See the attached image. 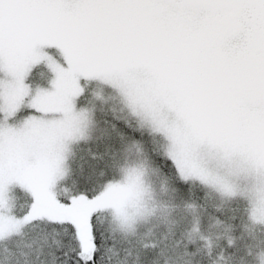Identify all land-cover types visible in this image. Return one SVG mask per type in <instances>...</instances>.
I'll return each mask as SVG.
<instances>
[{"label": "snow or ice", "instance_id": "snow-or-ice-1", "mask_svg": "<svg viewBox=\"0 0 264 264\" xmlns=\"http://www.w3.org/2000/svg\"><path fill=\"white\" fill-rule=\"evenodd\" d=\"M0 264H264V0H0Z\"/></svg>", "mask_w": 264, "mask_h": 264}]
</instances>
